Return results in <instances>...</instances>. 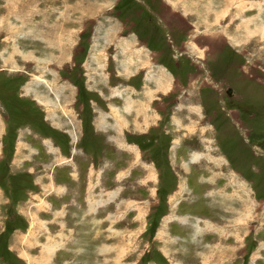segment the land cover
<instances>
[{"label":"rangeland","instance_id":"374dc122","mask_svg":"<svg viewBox=\"0 0 264 264\" xmlns=\"http://www.w3.org/2000/svg\"><path fill=\"white\" fill-rule=\"evenodd\" d=\"M0 264H264V0H0Z\"/></svg>","mask_w":264,"mask_h":264},{"label":"crops","instance_id":"0c3cea01","mask_svg":"<svg viewBox=\"0 0 264 264\" xmlns=\"http://www.w3.org/2000/svg\"><path fill=\"white\" fill-rule=\"evenodd\" d=\"M166 77H167V76H166ZM167 78H168V77H167ZM156 79H157V78H156ZM160 79H161L162 81H164L163 78H160ZM153 81H154V83H156V85H157V80L155 81L154 78H153ZM166 81H167V79H166ZM159 84H161V83H159ZM159 84H158V85H159ZM166 84H169V83L167 82ZM258 189H259V188H258Z\"/></svg>","mask_w":264,"mask_h":264},{"label":"bare ground","instance_id":"6f19581e","mask_svg":"<svg viewBox=\"0 0 264 264\" xmlns=\"http://www.w3.org/2000/svg\"><path fill=\"white\" fill-rule=\"evenodd\" d=\"M210 10H211V9H210ZM208 11H209V10H208ZM214 14H215V13H214ZM218 15H219V14H218ZM214 17H215V16H214ZM215 21H216V20H215ZM249 24H250V23H249ZM237 200H238V199H237ZM241 200H242V199H241ZM248 215H249V214H248ZM244 216H245V215H244ZM245 217H246V216H245ZM247 217H248V216H247ZM239 218H241V217H239ZM247 219H248V218H247ZM239 222H241V221H239ZM242 224H243V219H242V222H241V224H238V225H240V226H241ZM235 225H236V224H235ZM240 226H239V227H240Z\"/></svg>","mask_w":264,"mask_h":264},{"label":"trees","instance_id":"16d2710c","mask_svg":"<svg viewBox=\"0 0 264 264\" xmlns=\"http://www.w3.org/2000/svg\"><path fill=\"white\" fill-rule=\"evenodd\" d=\"M7 212L10 214V213L12 212L11 208H9V209L7 210Z\"/></svg>","mask_w":264,"mask_h":264}]
</instances>
